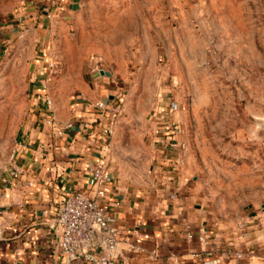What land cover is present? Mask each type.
<instances>
[{
    "label": "rangeland",
    "instance_id": "obj_1",
    "mask_svg": "<svg viewBox=\"0 0 264 264\" xmlns=\"http://www.w3.org/2000/svg\"><path fill=\"white\" fill-rule=\"evenodd\" d=\"M38 61L56 67L55 116L100 71L116 82L112 169L133 197L156 183L150 138L166 109L184 147L163 156L182 157L213 227L264 226V0H0V165Z\"/></svg>",
    "mask_w": 264,
    "mask_h": 264
},
{
    "label": "crops",
    "instance_id": "obj_2",
    "mask_svg": "<svg viewBox=\"0 0 264 264\" xmlns=\"http://www.w3.org/2000/svg\"><path fill=\"white\" fill-rule=\"evenodd\" d=\"M38 62L31 108L13 161L0 165V264H95L84 257L68 261L56 251L55 219L70 194L93 191L91 172L101 161H107L117 183L107 205L116 218L121 249L112 264H205L211 258L193 254L207 250L214 252L215 264H264V226L214 228L188 188L183 168L175 164V154L164 157L162 146L152 145L154 188L135 197L128 193L125 181L112 169L110 115L94 107L97 101L112 103L117 91L104 71L98 69L93 87L83 84L84 96H76L68 111L54 116L49 125L42 100L49 67ZM13 170L17 177L11 175ZM230 251H242L245 257L237 259Z\"/></svg>",
    "mask_w": 264,
    "mask_h": 264
},
{
    "label": "built area",
    "instance_id": "obj_3",
    "mask_svg": "<svg viewBox=\"0 0 264 264\" xmlns=\"http://www.w3.org/2000/svg\"><path fill=\"white\" fill-rule=\"evenodd\" d=\"M49 67V74L43 85V103L49 115L47 123L51 125L54 122V102L49 93L48 85L54 79L56 67ZM111 104V103H110ZM106 101H97L94 107L110 115L111 123L109 133L114 132L115 119L121 112L120 106L110 105ZM170 112L155 113L157 124L151 133V142L163 147L164 152H178L184 147V144L178 139L180 129L170 117ZM72 125L69 124L68 128ZM168 157V156H167ZM175 164L181 167L183 159L181 156L175 157ZM13 177L18 176L17 170L11 172ZM92 192H73L57 211L55 224L59 230L56 251H58L68 261H74L79 257H84L95 264H112L121 257L119 228L116 218L110 214L107 209L108 202L115 195L116 180L107 161L97 162L91 172ZM114 201V200H113ZM114 206H120V202L115 200ZM188 238L193 240L194 235L189 232ZM202 243H206L205 236L200 237ZM250 252V251H249ZM237 259L245 257L242 251H230L228 253ZM253 254L250 252V255ZM214 252L211 250L202 253H194V258L206 256L211 258L205 264H215L213 259ZM253 258L252 256H250ZM181 264V263H178ZM250 264V263H249Z\"/></svg>",
    "mask_w": 264,
    "mask_h": 264
},
{
    "label": "water",
    "instance_id": "obj_4",
    "mask_svg": "<svg viewBox=\"0 0 264 264\" xmlns=\"http://www.w3.org/2000/svg\"><path fill=\"white\" fill-rule=\"evenodd\" d=\"M55 228H56V230H57V233H59V230H58V227H57V225L55 224ZM58 238H59V234H58Z\"/></svg>",
    "mask_w": 264,
    "mask_h": 264
}]
</instances>
